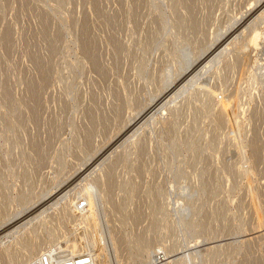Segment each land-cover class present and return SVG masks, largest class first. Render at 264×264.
Returning a JSON list of instances; mask_svg holds the SVG:
<instances>
[{"label":"rangeland","instance_id":"rangeland-1","mask_svg":"<svg viewBox=\"0 0 264 264\" xmlns=\"http://www.w3.org/2000/svg\"><path fill=\"white\" fill-rule=\"evenodd\" d=\"M258 2L0 0V264H264V7L236 23ZM230 30L257 46L86 169Z\"/></svg>","mask_w":264,"mask_h":264},{"label":"bare ground","instance_id":"bare-ground-1","mask_svg":"<svg viewBox=\"0 0 264 264\" xmlns=\"http://www.w3.org/2000/svg\"><path fill=\"white\" fill-rule=\"evenodd\" d=\"M263 0H259V2L257 3V7H251L249 9L246 10V12L243 14V16H241V18L236 22L241 28H243L242 26H245V24L247 23V21H249L254 15L255 13H258L259 11H261V9L264 7V2H262ZM260 15L259 16H262L264 14V10L261 11V13H259ZM257 18V17H256ZM258 20V18H257ZM246 27V26H245ZM255 28V27H254ZM245 30V29H244ZM252 30V29H251ZM231 33L229 32H226L224 33V35H227L225 36L226 38L223 39V40H219L218 42H214L213 44H211L203 53H205V56L204 58L202 59H198V60H190V65H192L193 63H196L193 67L190 66L186 69V72L189 71V73L185 74L184 77L178 81H176L177 79H172L171 75L169 74H166L167 77H165V82H166V87L161 90L160 93H162V96L160 98H158V96L156 97V100L150 105V110L146 113H143L144 116H141V114L138 115V118L130 125H127L125 128H123L121 131L118 132V134L116 135V137H114L112 139V141L109 142V144L103 148H101L100 150L98 151H94L92 152V157H94L93 159V162L91 164H89L86 169H89L96 161H98V159H100L101 157L103 156H106L104 159H107L108 158V154L107 152L110 150L111 153H114L115 151L113 150L115 144H117L119 142V140H121V138H123V136H126L125 134L128 133L130 130L133 129V127H135V125H137L138 123H140V121L142 119H146V116H148L152 111H155L158 112L160 111L161 109H164L166 111V108L168 106L169 103H172V102H175L174 100L177 98V96H179V93H181L182 91H184L187 87H189V84L191 85V83L195 80V79H198L197 77L199 75H201V73H203L202 71L203 70H206L207 69V66L211 63H213L212 61H214L215 59H218L220 58L224 53L230 51L229 49H227V46L228 45H237L236 47H233L235 48V50L233 48V51L235 55L239 56L240 53H242V49H244V47L246 45H255L256 44V40H257V35H255L254 33V36L252 35V37L246 41V42H240L239 41V37L237 35V37H235V33L236 32H233L232 30H230ZM237 31V30H236ZM258 33V32H257ZM256 33V34H257ZM250 35V34H249ZM224 37V36H223ZM222 37V38H223ZM235 37V38H233ZM220 38V37H219ZM242 39V38H241ZM230 40V42L228 44H226L228 41ZM242 41V40H241ZM262 43V42H261ZM257 46V45H255ZM255 48V47H254ZM242 50V51H241ZM245 53V52H244ZM229 54V53H228ZM233 54V53H232ZM243 54V53H242ZM204 55V54H203ZM196 58V56H195ZM238 58L236 60V63L238 62ZM191 69V70H189ZM170 72V71H169ZM164 78V76H163ZM155 82V81H154ZM157 85V84H156ZM163 85V84H162ZM145 107V104L144 106H142L141 108H144ZM147 107V106H146ZM162 111V110H161ZM152 117V115H151ZM148 120V119H147ZM149 120H150V117H149ZM137 130V129H136ZM89 152V151H88ZM107 154V155H105ZM115 154V153H114ZM86 166V165H85ZM90 171V170H89ZM90 175V173H89ZM114 176V175H113ZM76 178V177H75ZM74 181V179H73ZM93 182V181H92ZM91 182V183H92ZM69 184V183H67ZM92 185V184H91ZM88 187V186H87ZM90 188V187H89ZM63 191V189L59 190L57 193H54L53 195H50V197L45 201V203H50V201L53 199H55L56 197L58 198V195ZM86 193V192H85ZM86 195H88L86 193ZM62 196V195H61ZM89 196V195H88ZM60 197V196H59ZM62 199V198H61ZM87 201H88V198H87ZM86 202V201H85ZM48 203V204H49ZM89 203V202H88ZM94 204V203H93ZM75 210V209H74ZM73 211V210H72ZM93 214V213H92ZM91 214V216H92ZM31 215V214H30ZM25 218H22L21 220H19L18 223L19 226H24L25 224L24 223V220ZM27 219V218H26ZM15 223V224H16ZM22 223V224H21ZM17 224V226H18ZM16 226V225H15ZM28 226V225H27ZM91 226V225H90ZM93 226V225H92ZM15 228V227H13ZM12 229V228H11ZM7 230V229H6ZM5 230V231H6ZM259 230V229H258ZM3 231H1L0 234H2ZM260 232V231H258ZM6 233V232H5ZM1 236V235H0ZM5 236V235H4ZM3 236V237H4ZM2 237V236H1ZM0 237V238H1ZM10 239V238H9ZM101 242V240H100ZM101 247V246H100ZM101 249V248H100ZM199 263V262H198Z\"/></svg>","mask_w":264,"mask_h":264},{"label":"built area","instance_id":"built-area-1","mask_svg":"<svg viewBox=\"0 0 264 264\" xmlns=\"http://www.w3.org/2000/svg\"><path fill=\"white\" fill-rule=\"evenodd\" d=\"M79 205H80V207H81V206L84 205V203H83V202H80ZM77 262H78V263L80 262L79 264H89V263L91 262V259H89V256H87V255L85 256V255H84L83 258L80 259V260L77 261Z\"/></svg>","mask_w":264,"mask_h":264}]
</instances>
